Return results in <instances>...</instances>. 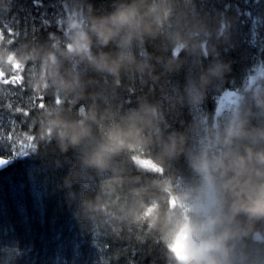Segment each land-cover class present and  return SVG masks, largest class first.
Returning <instances> with one entry per match:
<instances>
[{"label":"trees","instance_id":"16d2710c","mask_svg":"<svg viewBox=\"0 0 264 264\" xmlns=\"http://www.w3.org/2000/svg\"><path fill=\"white\" fill-rule=\"evenodd\" d=\"M66 1V18L56 17L53 32L48 30V22H41V7L31 9L38 24L24 25L23 30L30 28V33L26 31L30 39L21 47L26 51L29 44L31 51L54 53L63 64L62 75L77 77L82 87L65 93L49 81L37 108L27 115L34 120L33 131L26 133L27 128H23L15 135L13 146L18 155L0 171V264H173L159 227H150L148 220L137 222L128 214L139 201L147 204L156 199L152 182L159 178L155 166L160 158L159 142L117 157L112 170L103 174L80 170L79 181L69 186L66 181L78 169V154L72 150L61 153L55 141L47 143L38 138L44 113L62 110L67 118L76 119L81 109L87 112L95 107L99 112H110V119L99 129L93 126L99 136L102 128L118 122L130 110L143 103L154 105L159 112L160 138L167 140L178 134L184 139L182 153L163 162L165 178L177 188V178L196 180L198 175L186 162L198 128L189 89L199 86L202 76L214 65L226 66V70L201 89L200 105L209 121L204 152L213 155L221 150L216 140L226 126H216L215 120L221 111L220 100L227 93L240 96L230 120L238 117L246 122L247 130L264 131V107L257 103V97L264 99V0H149L162 4L168 15L155 38L145 39L132 50L148 70L122 73L118 83L78 59H64L61 53L68 43L69 21L87 26L90 17L111 13L123 0ZM28 4L33 7L32 0ZM18 20L24 22L21 16ZM15 27L19 30L11 18L0 23L4 36L15 32ZM177 32L184 34L194 51H175L172 38ZM49 36H53V43ZM16 37V43L23 38L20 33ZM102 51L116 49L110 46ZM170 62L171 70L167 67ZM36 66L39 73V60ZM258 71L262 73L259 82L249 83ZM0 106L7 111L18 109L9 99ZM132 157L141 168L153 171H139ZM117 172L122 185L108 195L103 186ZM97 198L104 210L85 215L82 201ZM161 205L163 209V202ZM135 210L142 211L138 207ZM240 230L242 235L231 242L233 264H264V220H245ZM257 233L259 241H255Z\"/></svg>","mask_w":264,"mask_h":264},{"label":"clouds","instance_id":"9594fccd","mask_svg":"<svg viewBox=\"0 0 264 264\" xmlns=\"http://www.w3.org/2000/svg\"><path fill=\"white\" fill-rule=\"evenodd\" d=\"M167 15V9L160 3L123 0L111 13L90 17L87 26L69 21L71 31L61 54L66 60L86 63L97 74L112 77L118 83L122 73L148 70L136 60L132 50L145 39L155 38ZM223 26L227 28L226 23ZM172 40L177 52L195 50L182 32H177ZM110 46L116 51H102ZM29 60L40 61L39 73L32 84L38 95L48 87L49 81L65 93H75L82 87L77 77L70 73V78L62 75L63 64L54 53L38 51L20 54L0 50V82L6 83L4 75L22 68ZM171 63L167 66L169 70ZM225 70L226 66L220 64L210 68L199 86L190 87L191 102L198 103L201 89ZM257 103L264 107V99L257 97ZM110 117V112H99L95 107L87 112L79 110L76 119L67 118L62 110L44 113L38 138L47 143L55 141L61 153L72 150L78 154V169L66 183L71 186L78 182L80 170L103 174L112 170L117 157L159 142L160 158L155 162L159 178L152 182L157 190L156 199L147 204L139 201L128 214L137 222L148 220L150 227H159L173 264H233L231 242L242 235V222L264 220V146H261L264 131H249L244 120L234 117L216 140L221 150L213 155L202 152L191 161L199 185L177 188L172 180L165 178L163 162L182 153L184 139L178 134L168 136L167 140L160 138L157 107L143 103L121 116L118 122L102 128L96 136L93 126L99 129ZM132 159L139 171H153L141 168L135 157ZM121 185L122 177L117 172L102 191L111 195ZM161 202L165 205L163 209ZM81 206L85 215L104 210L99 198L85 199ZM135 207L142 211L137 212ZM120 211L124 212L125 208L121 207Z\"/></svg>","mask_w":264,"mask_h":264},{"label":"rangeland","instance_id":"374dc122","mask_svg":"<svg viewBox=\"0 0 264 264\" xmlns=\"http://www.w3.org/2000/svg\"><path fill=\"white\" fill-rule=\"evenodd\" d=\"M29 1L31 0H0V23L5 21V18L7 17L8 19L11 18L13 23H15L17 27L19 26V30L24 29L25 24L27 27L32 24L34 26L37 25L38 18H35L30 12L29 4H28ZM32 1L34 2V0ZM63 2L65 4V2L67 1L66 0L64 1L54 0L53 3L51 2L50 6H49V3H46L47 9L49 10H47L46 7H43L42 11L44 12V14L41 16L42 17L41 22H47L45 21L46 18L49 20L48 23H50L51 21H54L56 17H59V16H63L64 18H66L67 11H65V9L67 7L66 5L63 6ZM50 7H51V11H50ZM17 13H19L20 16L24 19L23 21L25 22V24L22 23V21L18 20L20 16H18ZM7 14L9 15V17L7 16ZM12 17H15L16 20H13ZM29 30L30 28H27V30H23L24 31L23 35L25 38H29V34L26 33V31L29 32ZM4 32L5 31L0 28V33L2 35L4 34ZM16 39L18 40V37L15 38V41ZM26 48H27L26 53L33 52L31 51V47L29 45L26 46ZM10 51L21 52L22 47H20V49L17 48V49L10 50ZM20 74H22V72H20ZM27 75H29V81L31 83V88H32V84L35 81V76L37 75L36 69L34 68V70H31L30 72H28ZM18 93H19V99L21 101V106L17 107L18 109H15V110L10 109L11 112L7 110H3L4 113L2 114V117H3L2 123L5 128L8 127L9 129H14V128L25 127L24 125L25 121L28 119L27 115L31 113L32 110L37 108L36 98L33 96L31 92L27 94V92L19 91ZM239 98H240L239 95L235 93H230V94L223 96L220 100V103L222 104V109H223L222 114H224L228 109L231 112L235 108V106L238 105ZM200 100L201 99H199L198 103H195L194 111L198 119V121L197 120L195 121L197 122L196 125L198 126V128L192 136L193 145L189 151L190 153L187 152L186 162H189V164H191V161L195 157L199 156L202 152H204L205 147L208 145L207 132L206 130H204V128L206 127L209 121H208V118L205 116V112L200 108V102H201ZM21 108L27 109V110L21 111L22 110ZM224 120L228 121V118H225ZM33 121L34 120H32V123L34 124ZM5 131L6 130H4V132L0 131V148L9 146L12 141V137L10 133L5 132ZM176 180H179L176 183V185H178V188H181V187L187 188L189 186L196 187L200 183L199 177L193 181L184 180L183 178H177Z\"/></svg>","mask_w":264,"mask_h":264},{"label":"flooded vegetation","instance_id":"af4514ba","mask_svg":"<svg viewBox=\"0 0 264 264\" xmlns=\"http://www.w3.org/2000/svg\"><path fill=\"white\" fill-rule=\"evenodd\" d=\"M23 32H24L23 29L17 31L18 34L20 33L23 36V38H22V40L20 42L15 43L16 42L15 38H13V39H11L9 41L11 43V47L13 48L12 50L17 49V48L20 49L22 43L25 40L30 39V37L29 38H25L24 35H23ZM9 35H13V32H9L8 36ZM16 35L17 34H15V36ZM37 35H38V31H37ZM49 38H50L51 42L53 43V36H49ZM28 45L29 44H27V46ZM21 52H19V53L20 54H25L27 52V48H26V51H21ZM35 63H37V60L36 61L29 60L27 62V64L24 65L25 74L23 75V77L19 76L17 73H13L14 74L13 79L16 81V86H17L16 89H18L19 91L27 92V94L31 92L34 95V90H32V88H31V83L29 81V75H27V73L30 72L31 70H34ZM19 101H20V99H19ZM20 105H21V101H20ZM1 111H3V110H2V108L0 106V131L4 132L5 127L3 126V123H2L3 120L1 119ZM27 126L29 128H31L33 126L32 120H28L27 121Z\"/></svg>","mask_w":264,"mask_h":264},{"label":"water","instance_id":"95a60500","mask_svg":"<svg viewBox=\"0 0 264 264\" xmlns=\"http://www.w3.org/2000/svg\"><path fill=\"white\" fill-rule=\"evenodd\" d=\"M0 159L6 161V163H5L4 165H0V171H1V170H4L5 168L8 167V165H9V160H8V159H5V158H1V157H0Z\"/></svg>","mask_w":264,"mask_h":264},{"label":"snow or ice","instance_id":"6c2138e0","mask_svg":"<svg viewBox=\"0 0 264 264\" xmlns=\"http://www.w3.org/2000/svg\"><path fill=\"white\" fill-rule=\"evenodd\" d=\"M6 163L5 160L0 159V165H4Z\"/></svg>","mask_w":264,"mask_h":264},{"label":"bare ground","instance_id":"6f19581e","mask_svg":"<svg viewBox=\"0 0 264 264\" xmlns=\"http://www.w3.org/2000/svg\"><path fill=\"white\" fill-rule=\"evenodd\" d=\"M3 36H4V35H3ZM3 36H2V37H3Z\"/></svg>","mask_w":264,"mask_h":264}]
</instances>
